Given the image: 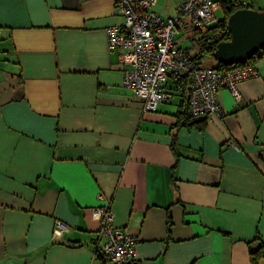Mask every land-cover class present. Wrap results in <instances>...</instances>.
<instances>
[{
	"label": "crops",
	"instance_id": "1",
	"mask_svg": "<svg viewBox=\"0 0 264 264\" xmlns=\"http://www.w3.org/2000/svg\"><path fill=\"white\" fill-rule=\"evenodd\" d=\"M182 2L153 9L175 17ZM121 23L114 0H0V264H92L109 203L138 264H252L264 245V58L239 102L220 91L223 119L183 124L184 81L170 79L155 111L124 86V52L105 33ZM194 37L182 20L175 42L192 56Z\"/></svg>",
	"mask_w": 264,
	"mask_h": 264
},
{
	"label": "built area",
	"instance_id": "2",
	"mask_svg": "<svg viewBox=\"0 0 264 264\" xmlns=\"http://www.w3.org/2000/svg\"><path fill=\"white\" fill-rule=\"evenodd\" d=\"M250 6L247 0H240ZM122 23L105 29L110 50H123L124 86L131 90L144 111H155L171 97L166 88L170 79L187 80V108L191 117L216 116L223 119L226 111L220 100V91L226 89L239 102L238 84L258 76V59L264 58V47L243 63L215 68L198 65L197 60L175 42L177 26L186 20L193 31L205 33L218 24V0H183L175 17H163L153 6L156 0H114ZM250 8V7H249ZM233 144V143H232ZM104 237L102 258L92 264H138L137 237L113 225L114 213L110 203L97 210ZM66 225L57 220L56 232L62 234Z\"/></svg>",
	"mask_w": 264,
	"mask_h": 264
},
{
	"label": "water",
	"instance_id": "3",
	"mask_svg": "<svg viewBox=\"0 0 264 264\" xmlns=\"http://www.w3.org/2000/svg\"><path fill=\"white\" fill-rule=\"evenodd\" d=\"M231 39L217 44L214 59L225 66L243 63L264 47V9H238L227 18Z\"/></svg>",
	"mask_w": 264,
	"mask_h": 264
},
{
	"label": "trees",
	"instance_id": "4",
	"mask_svg": "<svg viewBox=\"0 0 264 264\" xmlns=\"http://www.w3.org/2000/svg\"><path fill=\"white\" fill-rule=\"evenodd\" d=\"M219 2L224 11V18L219 20L218 24L209 28L205 33L195 32L194 41L198 43V53L193 57L197 60L198 65H204L203 59L213 56L218 43L231 39V34L227 29V18L238 9L250 7L243 6L240 0H223ZM224 66L225 65L222 63L216 61V64L213 67L223 68ZM172 79H175L178 82L184 81L187 86V80L184 78L173 77ZM178 116L180 120H183V124L191 119V116L188 113V108L185 110L183 109L178 113ZM98 257L101 258L100 253H98ZM262 259H264V245H260L259 248L254 250L250 249V261L252 264H259Z\"/></svg>",
	"mask_w": 264,
	"mask_h": 264
},
{
	"label": "rangeland",
	"instance_id": "5",
	"mask_svg": "<svg viewBox=\"0 0 264 264\" xmlns=\"http://www.w3.org/2000/svg\"><path fill=\"white\" fill-rule=\"evenodd\" d=\"M223 16V14H222V10H217L216 11V17L219 19V18H221ZM178 39H179V42L184 46V47H188V46H191L190 44H191V41H189L188 39H187V35H186V31L183 29L182 31H180V33H179V35H178ZM179 43V44H180ZM180 44V45H181ZM191 53H195V49H191ZM203 62H204V64H206V65H215L216 64V61H215V59H214V57L212 56V57H207V58H205V59H203Z\"/></svg>",
	"mask_w": 264,
	"mask_h": 264
}]
</instances>
